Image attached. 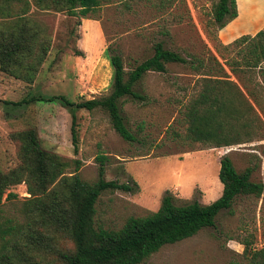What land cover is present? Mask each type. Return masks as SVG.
<instances>
[{
    "label": "rangeland",
    "instance_id": "rangeland-1",
    "mask_svg": "<svg viewBox=\"0 0 264 264\" xmlns=\"http://www.w3.org/2000/svg\"><path fill=\"white\" fill-rule=\"evenodd\" d=\"M23 1L29 3L25 17L48 35L49 49L32 83L0 71V169L17 165L18 144L11 134L29 128L36 130L44 151L66 163L64 176L76 173L80 180L94 182L97 157L102 156L103 180L130 187L106 189L95 203L93 226L112 230L129 216L155 211L164 191L174 195L178 203L198 200L208 204L216 200L221 195L218 159L225 154L236 171L257 162L250 179L264 180V139L209 147L186 138V104L205 82L202 69H192L188 64L168 62L165 73H145L132 89L143 99H119L123 124L135 135V141L124 140L114 131L102 109H75L74 149L69 109L58 99L29 100L63 95L76 102L106 95L113 77L109 54H118L127 71L151 55L156 41L183 56L194 54L203 60L204 71L208 70L211 49L223 58L237 57L238 48L219 47L216 41L217 26L212 23L216 0H99L98 8L86 16L37 7L32 0H0V29L16 19L7 13L8 7L12 4L18 11ZM221 61L224 64V59ZM213 72L218 74L215 67ZM223 86L217 94L228 97ZM256 93L264 111V90ZM7 191L16 196L5 199ZM5 193L1 213L20 219L23 203L30 196L25 184L12 185ZM41 232L48 236L51 248L32 253L33 264H63L56 251L71 249V241L52 226ZM243 239L254 248L264 243L262 198L238 195L230 210L217 214L213 226L162 245L139 264H247L248 259L241 254Z\"/></svg>",
    "mask_w": 264,
    "mask_h": 264
},
{
    "label": "trees",
    "instance_id": "trees-1",
    "mask_svg": "<svg viewBox=\"0 0 264 264\" xmlns=\"http://www.w3.org/2000/svg\"><path fill=\"white\" fill-rule=\"evenodd\" d=\"M32 2L37 7L80 16L94 11L100 3L99 0ZM7 10L16 19L0 29V71L32 83L48 52L49 37L25 17L29 10L28 2L23 1L18 11L14 10L12 4ZM236 15L234 0H216L212 8V23L218 30ZM231 45L238 48L237 57L222 59L252 103L245 98L238 83L228 80L229 73L211 52L207 54L208 70L204 71L202 59H196L190 53L183 56L165 48L162 41L153 43L151 55L127 71L118 54H109L113 77L112 86L106 95L76 102L69 101L63 95L47 99L31 97L29 100L58 99L62 106L69 109V131L74 149L77 148L75 109H102L107 113L114 131L124 140L135 141V135L123 124L119 99L124 96L143 99L132 89L145 73H165V64L168 62L188 64L192 69H202L203 80H214L215 86H203L197 95L188 100L184 113L186 138L208 144L209 147L261 140L264 139V111L256 92L264 90V66L261 65L264 57V26L253 35H241L222 47ZM213 67L218 74H213ZM221 85L227 87L228 97L217 94ZM221 112L223 116L219 117ZM231 121L234 122L232 128ZM11 138L18 144V163L7 170L0 169V206L5 190L12 185L23 182L30 196L23 203L20 219L6 216L0 211V264H33L32 253L50 251L48 236L41 232L42 228L48 226L63 232L72 243L71 249L56 251L63 264H139L162 245L187 238L203 227L213 226L217 214L224 209L230 210L238 195L264 199V180L250 179L258 163L236 171L225 154L218 159L217 178L221 184V195L216 200L208 204H201L198 200L178 203L174 195L164 191L155 211L142 216H129L118 229H101L94 227L92 222L100 193L106 189H130L123 183L103 180L102 156L97 157V179L88 183L80 180L76 173L63 175L66 163L56 154L41 148L36 130L29 128L17 131L11 134ZM5 195V199L16 196L10 191ZM240 244L241 254L248 259L247 264H264V243L254 248L250 241L243 239Z\"/></svg>",
    "mask_w": 264,
    "mask_h": 264
},
{
    "label": "crops",
    "instance_id": "crops-1",
    "mask_svg": "<svg viewBox=\"0 0 264 264\" xmlns=\"http://www.w3.org/2000/svg\"><path fill=\"white\" fill-rule=\"evenodd\" d=\"M236 4L237 15L232 18L225 26L216 30V41L219 44V47L229 45L233 39L244 35L249 34L253 35L257 30L261 29L264 26V0H234ZM213 56L217 61L224 67V69L230 73L227 66L225 67L222 63V56L220 57L214 49H211ZM226 58V57H225ZM261 65L264 66V57L261 61ZM228 80L237 82L235 77L228 78ZM239 84V83H238ZM206 87L215 86L214 80L205 81L202 85ZM243 95L250 102V98L246 95V91L239 84ZM200 91V90H199ZM198 91V92H199ZM197 92V94H198ZM254 109H257L254 106ZM258 112V111H257Z\"/></svg>",
    "mask_w": 264,
    "mask_h": 264
}]
</instances>
